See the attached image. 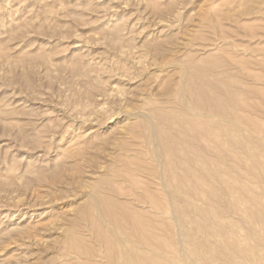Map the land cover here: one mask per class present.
I'll return each instance as SVG.
<instances>
[{"label":"rangeland","instance_id":"rangeland-1","mask_svg":"<svg viewBox=\"0 0 264 264\" xmlns=\"http://www.w3.org/2000/svg\"><path fill=\"white\" fill-rule=\"evenodd\" d=\"M204 80L224 84V92L209 93V104L226 101L250 122L232 130L228 119L216 121L227 127L222 155L209 167L205 191L184 196L188 204L172 201L160 211L132 205L126 197L148 192L149 175L136 174L137 165L157 164L143 141L148 123L160 132L174 119L178 128L177 92ZM214 118L206 125L219 129ZM263 175L264 0H0V264H85L91 248L98 254L92 264H108L96 229L113 237L138 218L173 253L180 250L183 262L264 264ZM157 183L152 193L160 190L155 198L163 205ZM96 192L102 204L126 202V221L110 220L104 204L96 208ZM70 243L82 246L79 253ZM175 254L158 260L188 263Z\"/></svg>","mask_w":264,"mask_h":264},{"label":"bare ground","instance_id":"bare-ground-1","mask_svg":"<svg viewBox=\"0 0 264 264\" xmlns=\"http://www.w3.org/2000/svg\"><path fill=\"white\" fill-rule=\"evenodd\" d=\"M214 64V63H213ZM196 67V66H195ZM198 67V65H197ZM200 67H203V66H200ZM182 69V72H183V77L186 76V74L189 75V68H186V67H181ZM196 69V68H195ZM200 70V69H199ZM203 70V68H202ZM208 70V69H207ZM229 70V69H228ZM163 71V70H162ZM192 72V71H191ZM200 72V71H199ZM206 73V72H205ZM194 74V73H193ZM194 76V75H193ZM198 76V75H197ZM200 76V75H199ZM202 77V75H201ZM187 78V76H186ZM195 78V77H194ZM188 79V78H187ZM199 79V77H198ZM194 81V80H193ZM198 81V80H196ZM187 82V81H186ZM186 82L184 84H186ZM208 82V81H207ZM209 83V82H208ZM207 83V84H208ZM214 83V82H213ZM213 87H209L206 85V81H202L200 83H190L188 82L189 85H184L182 84L179 92H177V96H179V102L177 103V110H179L181 112V115L179 117V122L177 123L178 125V128L177 126L175 127V124L171 123V120L174 121V119H170V121L168 122L169 124H165L167 125L168 129L165 128L166 126H164V128H160V132L157 128V126H155L154 124H152V121L151 120L147 125V128L148 130H151V132L148 133L149 136H145L143 141L145 144L146 147V151L147 153L150 155V159H152V161H155L157 164L155 165L153 162H150L148 163V161H146V163H142L143 166H139L135 163V166L137 165L138 167L135 169V171H141L142 174L144 175H149L147 176L148 178V181H146V185L143 186L141 184V188L143 186V189L146 187V193H142L144 192L143 191H138L142 196H137V193H136V196L133 195V196H130V197H126V200H130L132 201L131 204L132 205H135V206H138L139 208H142L143 205L145 204H150L151 208H156L157 210H167L169 208V206L173 205L172 204V201L173 203L175 202H183L182 204H188V198L189 196H194L195 194L196 195H200L202 194V189H204V187L206 186L205 184L209 185L206 181V177L208 176V172H209V167L212 166L211 164L212 163H216L219 158L221 157L222 153L220 151L222 150H218L219 149V146L220 148L221 147V144H222V132H223V128H227V127H223V126H220L218 122H216L217 120L219 121L221 118L222 119H228V121L232 124V130H236L235 127L238 125V126H241V128H246V123L251 119H249V116L248 114H246V117H240L239 115H236V113L232 110H230V107L228 108L227 104H226V101H223V100H217L215 102H213L214 104L211 105L209 104V99H208V96H209V93L212 94V93H216L217 91L218 92H224V84H222L221 82H215ZM210 85V84H209ZM225 87H227L225 85ZM229 87V86H228ZM212 88V89H211ZM228 90V89H227ZM230 91V90H228ZM223 94V93H222ZM194 95V99L191 98V96ZM225 95V94H224ZM228 95V94H226ZM215 96V95H214ZM234 96V95H232ZM237 96V95H236ZM213 97V96H212ZM211 97V98H212ZM216 97V96H215ZM227 97V96H226ZM225 97V98H226ZM210 98V97H209ZM223 98V96H222ZM225 98H223L225 100ZM229 98V97H228ZM150 99V98H149ZM232 99V98H231ZM230 99V100H231ZM235 99V97H234ZM228 100V99H227ZM229 100V101H230ZM238 100V98H237ZM164 102V101H163ZM170 102V100H169ZM209 102V103H208ZM228 102V101H227ZM237 102V101H236ZM245 102V101H244ZM249 102V101H248ZM167 103V102H166ZM233 102H231L232 104ZM241 103V102H240ZM154 104V103H153ZM160 104V103H159ZM163 104V103H162ZM169 104V103H168ZM171 104V103H170ZM238 104V103H237ZM242 104V103H241ZM245 104V103H244ZM248 104V103H247ZM234 105V104H233ZM240 105V104H239ZM257 105V104H255ZM172 107V105H170ZM242 106V105H241ZM247 105H243V107H246ZM258 106V105H257ZM170 107V109H171ZM176 107V106H175ZM240 107V106H239ZM242 107V108H243ZM248 107V106H247ZM246 107V108H247ZM158 108V107H157ZM160 108V107H159ZM169 108V107H167ZM241 108V107H240ZM145 109V108H144ZM166 109V108H165ZM245 109V108H244ZM251 109V108H250ZM169 111V109H167ZM254 110V108L252 109ZM167 111V112H168ZM173 111V110H170V112ZM245 111V110H244ZM169 112V114H170ZM175 112V111H174ZM246 112V111H245ZM160 114H161V111H160ZM159 114V110H158V115L157 116H160L162 117V115ZM162 114H165V112L163 111ZM242 114V112H241ZM165 115H163L164 117ZM171 116V115H170ZM177 116V115H176ZM185 116H189L190 117V120L191 122H189L190 120H188L187 118L184 119L185 121H183V117L185 118ZM216 117V119L214 120L215 125L217 127H219V129H210L212 127V124L210 128H208V126L206 125L208 123V117ZM168 117V116H167ZM165 117V118H167ZM188 117V118H189ZM159 118V117H158ZM163 118V119H165ZM152 119V118H151ZM158 120H161L158 119ZM167 120V119H166ZM187 121V122H186ZM193 121H195L196 123H192ZM213 121V122H214ZM222 121V120H221ZM175 122V121H174ZM212 122V123H213ZM164 123V122H163ZM190 123L191 126H190ZM256 123V122H255ZM188 125L186 128L183 129L184 125ZM214 124H213V127H214ZM258 124V123H257ZM256 124V125H257ZM261 124V123H260ZM195 125V126H194ZM252 125H253V122H252ZM251 126V125H249ZM248 126V127H249ZM129 127V126H128ZM247 127V128H248ZM230 128V129H231ZM236 128H240V127H236ZM257 128V127H256ZM259 128L260 125H259ZM146 129V128H144ZM229 129V128H228ZM250 129V128H249ZM227 130V129H224V131ZM251 130V129H250ZM253 130V129H252ZM128 131V130H127ZM242 131V130H241ZM248 131V130H247ZM261 131V130H260ZM138 132V131H137ZM227 131H225L226 133ZM250 132V131H249ZM246 133V132H245ZM256 133V132H255ZM254 133V134H255ZM222 134V135H221ZM252 134V133H251ZM257 134V133H256ZM127 135V134H125ZM133 135V134H132ZM237 135V134H236ZM230 136H232L230 134ZM235 136V135H234ZM137 137V136H136ZM225 137V136H224ZM140 138V137H139ZM227 138V137H226ZM234 138V137H232ZM250 138V137H249ZM225 139V138H224ZM235 139V142H236V137L234 138ZM251 139V138H250ZM227 140V139H226ZM230 140V137L229 139ZM227 140V141H228ZM238 143H240L239 140H237ZM250 141V140H249ZM124 142H126L124 140ZM135 142V141H134ZM148 142V143H147ZM245 142V141H244ZM122 143V142H121ZM132 143V142H131ZM151 143V144H149ZM232 143V142H230ZM234 143V142H233ZM248 143V142H247ZM260 143V142H259ZM118 144V143H117ZM123 144V143H122ZM127 144V143H126ZM137 144H138V141H137ZM244 144V143H243ZM254 144V143H253ZM129 145V144H127ZM133 145V144H132ZM148 145V146H147ZM236 145V143H235ZM144 146V147H145ZM149 146L151 149H149ZM156 146V147H155ZM247 146V145H246ZM226 147V146H224ZM230 148V145L228 146ZM234 148V147H233ZM136 149V148H135ZM150 151H149V150ZM232 150V148H230ZM235 149V148H234ZM127 150V149H126ZM132 149L129 150V152L131 151ZM228 151V149H227ZM235 151V150H232V152ZM250 151V149H249ZM127 152V151H126ZM140 153V152H139ZM146 153V154H147ZM224 153H226V151H224ZM229 153V152H227ZM226 153V154H227ZM235 153V152H234ZM232 154L229 155V157H234L236 156V153L235 154ZM145 154V155H146ZM230 154H231V151H230ZM143 155V154H141ZM130 156V155H129ZM212 156V157H211ZM228 156V155H227ZM122 157V156H121ZM145 157V156H144ZM118 158V157H117ZM127 158V157H126ZM136 158V157H135ZM135 158L132 159L135 160ZM128 159V158H127ZM216 159V160H215ZM151 161V160H150ZM120 162V161H119ZM132 162V161H131ZM145 162V161H144ZM134 164V163H133ZM217 165V164H216ZM116 166V165H115ZM120 166V165H119ZM121 167V166H120ZM225 167V166H224ZM134 168V167H133ZM226 168V167H225ZM113 169V168H112ZM116 170V168H115ZM117 171V170H116ZM124 171V170H123ZM134 170H131L128 172H132ZM137 171H136V174H137ZM118 172V171H117ZM140 172V173H141ZM120 173V172H119ZM122 173V172H121ZM124 173V172H123ZM134 173V172H133ZM210 173V172H209ZM135 174V175H136ZM245 174V173H244ZM128 175V174H126ZM134 175V174H133ZM214 175H216V173L214 172ZM117 175H115L116 177ZM120 176V174H119ZM249 176V175H248ZM264 176V175H263ZM114 177V176H113ZM129 177V175L127 176V178ZM142 177V176H141ZM124 178V177H123ZM134 178V177H132ZM213 178V177H211ZM125 179V178H124ZM140 179V178H139ZM131 180V175H130V179L129 181ZM138 180V179H136ZM135 180V183L132 182L133 180H131V183H134L133 185H135L137 188L140 187V184H136V183H141V182H137ZM158 180L161 181V185H162V188L164 189V192H162V194H165L166 197H165V204H164V201H163V205L161 202H158L159 200L155 198V195L157 196V193L159 194V196H161V192L159 190V192L157 193H152V189L155 188L156 186H158L157 182ZM218 180V179H217ZM260 180V179H259ZM264 180V179H263ZM127 181V180H126ZM139 181V180H138ZM219 181V180H218ZM215 182V181H214ZM98 183V182H97ZM116 183V182H115ZM129 183V182H128ZM264 183V181H263ZM113 184V183H111ZM117 184V183H116ZM115 185V184H114ZM119 185V184H118ZM212 185V184H211ZM128 186V185H127ZM130 186V185H129ZM255 186V185H254ZM159 187V186H158ZM208 187V186H206ZM212 187V186H211ZM99 188V187H98ZM103 188V187H102ZM107 188V187H106ZM113 188V186H112ZM213 188V187H212ZM264 188V187H263ZM139 189V188H138ZM156 189V188H155ZM97 190V189H95ZM134 190V189H133ZM142 190V189H140ZM252 190V189H251ZM112 191V190H111ZM205 191V189H204ZM93 192V191H91ZM202 192V193H201ZM209 192V191H208ZM115 193V192H114ZM132 193V192H131ZM214 193V192H213ZM220 193V192H219ZM251 193V192H250ZM95 194V193H94ZM97 194V192H96ZM100 194V193H99ZM143 194H144V197L145 199L143 198ZM185 194V195H183ZM104 195V194H103ZM131 195V194H129ZM188 195V196H187ZM257 195V194H256ZM94 196V205L96 208H100L102 209V202L97 198L98 197V194L97 196L95 197V195H92ZM184 196H187L188 198H185ZM242 196V195H241ZM112 197V196H111ZM113 197H115L113 195ZM169 197H171V199L173 198V200H171ZM196 197V196H195ZM108 198V197H107ZM177 198V201H175ZM192 198V197H190ZM259 198V197H257ZM108 199H112L109 198ZM117 199V197H116ZM162 199V198H161ZM117 200H120V199H117ZM106 201V200H105ZM109 201V200H108ZM113 201V199H112ZM110 201V202H112ZM121 201V200H120ZM233 201V200H232ZM110 202H107V204H104V210L106 211V213H109L108 214V217L110 218V220L112 221H115V222H121V219L123 217V219L126 221V216L127 214H125V208L124 206H126V202L124 204V202H120L118 201V203L120 205H122L121 207L124 208V210L120 207L119 205V208L122 209L124 211V214H122L121 216L114 211L115 209V206L118 204V203H115V202H112L114 203V205H112V203ZM129 202V201H128ZM127 202V203H128ZM243 202V201H242ZM241 202V203H242ZM106 203V202H105ZM89 204V203H88ZM130 204V205H131ZM131 205V206H132ZM179 205V204H178ZM130 207V206H129ZM133 207V206H132ZM134 208H137V207H134ZM138 208V210H139ZM159 208V209H158ZM86 209V208H85ZM128 210H126L127 212H129V208H127ZM132 209V208H131ZM176 209V208H175ZM235 209V208H234ZM84 210V209H83ZM134 210V209H133ZM141 210V209H140ZM246 210V208H245ZM249 210V209H248ZM255 210V209H254ZM103 211V212H105ZM117 211V210H116ZM131 211V210H130ZM143 211V210H142ZM170 211V209H169ZM247 211V210H246ZM251 211V210H249ZM102 212V213H103ZM136 210L133 212L135 213ZM172 212V211H171ZM215 212V211H214ZM244 212V211H243ZM130 213V212H129ZM132 213V211H131ZM137 213V212H136ZM163 213H166V212H163ZM86 214V213H85ZM83 214V215H85ZM92 214V213H91ZM104 214V213H103ZM253 214V213H252ZM251 214V215H252ZM82 215V217H83ZM158 215V214H157ZM215 215V214H214ZM254 215V214H253ZM258 215V214H257ZM81 216V215H80ZM87 216V215H86ZM130 216H132L130 214ZM134 216H138V214H134ZM133 216V217H134ZM141 216V215H140ZM144 216V215H143ZM85 217V216H84ZM83 219H87L84 218ZM78 218V217H77ZM89 218V217H88ZM91 218V217H90ZM131 218V217H129ZM146 218V217H145ZM250 218V217H249ZM248 218V219H249ZM256 218V217H255ZM96 219V218H95ZM120 219V220H119ZM133 219V218H132ZM254 219V218H253ZM82 220V219H81ZM107 220V219H106ZM150 220V219H149ZM168 220V219H167ZM262 220V218H261ZM78 221V220H77ZM86 221V220H84ZM92 221V220H91ZM215 221V220H214ZM250 221V220H249ZM264 221V219H263ZM261 221V223L263 222ZM83 222V221H82ZM154 222V221H152ZM76 223V222H75ZM78 223V222H77ZM122 223V222H121ZM146 224H143L140 222L139 218L137 220H135V222L133 221V226L131 227L130 229V232H126V228H125V224L122 225L119 229V232H116V234L112 237V236H107L103 231L99 230V229H96V233H95V238L100 242H103L105 245H103L104 247L106 246V258H105V261H107L108 264H165V260L163 258V261L160 263L159 260H158V257L161 259L162 258V255H164L166 253L167 254H170L172 253L174 256L175 253V257L176 255H178L179 259L176 260V261H182L184 259H180V256L183 257L181 254L179 255L180 250H178L177 252L175 251V253H173V251L170 249L172 247V245L164 238L162 239V237L158 235V233H156L157 231H155L153 228H148L149 225H147L149 222H148V219H147V222H145ZM158 223V222H157ZM168 223V222H167ZM249 223V222H248ZM251 223V222H250ZM256 223V222H255ZM81 224V223H80ZM175 224V223H174ZM78 225V224H77ZM117 225V224H116ZM76 226V224H75ZM81 226H85L84 224ZM88 226V225H87ZM92 226V225H91ZM129 226V225H128ZM131 226V225H130ZM77 227V226H76ZM152 227V226H151ZM204 227V226H203ZM253 226H251L252 228ZM81 228V227H80ZM79 228V229H80ZM168 228V227H167ZM159 229V228H158ZM198 229V228H197ZM84 230V229H83ZM169 230V229H168ZM253 230V228L251 229V231ZM256 230V229H255ZM77 231H80L81 230H77ZM170 231V230H169ZM257 232V231H255ZM67 233V232H66ZM94 233V232H93ZM252 233V232H250ZM259 233V232H258ZM84 234V233H83ZM121 234V235H120ZM123 234V235H122ZM183 234V233H182ZM186 234V232H185ZM202 234V233H201ZM256 234V233H255ZM174 235V233H173ZM184 235V234H183ZM253 235V233H252ZM251 235V236H252ZM260 235V233H259ZM86 236V235H85ZM168 236V234H167ZM169 236H172V235H169ZM169 236L167 237V239H169ZM182 235L180 234V237ZM183 237H188L187 235L183 236ZM260 238V237H259ZM187 239V238H186ZM185 239V240H186ZM189 239V238H188ZM173 240V239H172ZM179 240V238H178ZM182 240V239H181ZM179 240V241H181ZM264 240V239H263ZM178 241V242H179ZM184 241V240H183ZM188 242V241H187ZM264 241H262L263 243ZM72 243V241H71ZM68 244V249L70 252H73V253H77L76 250L80 249V248H75L72 244ZM180 243V242H179ZM178 243V244H179ZM185 243V242H184ZM189 243V242H188ZM191 243V242H190ZM194 244H196L195 242H193ZM201 243V242H200ZM181 244V243H180ZM186 244V243H185ZM174 245V244H173ZM184 245V244H182ZM198 245H199V242H198ZM197 245V246H198ZM201 245V244H200ZM199 245V246H200ZM76 246V244H75ZM79 246V245H78ZM77 246V247H78ZM91 246V245H90ZM95 247V246H94ZM93 247V248H94ZM103 247V248H104ZM195 247V246H194ZM193 247V251H192V256L196 255L198 252H197V249H194ZM202 247V246H201ZM89 248V247H88ZM189 248V247H188ZM142 249H147L148 250V253L146 254L144 251H141ZM176 250V249H175ZM203 250V249H202ZM80 250H78V253H79ZM186 251V250H185ZM190 251V252H191ZM195 252H197L196 254H193ZM210 251V250H209ZM232 251V250H231ZM96 250L95 249H88L87 251V256L85 258H88L90 259V261H86L87 259H85V264H89L91 263L92 264V261L91 259L92 256H96L98 254H96ZM183 253V251H182ZM188 253V251H186V254ZM80 254H83V253H80ZM85 254V253H84ZM234 254V253H233ZM166 255H164V257H166ZM183 255H185L183 253ZM190 256V254H187ZM229 255V254H228ZM204 256H205V253H204ZM238 256V255H237ZM80 257V256H79ZM91 257V258H90ZM97 257V256H96ZM174 257V259H175ZM187 257V256H186ZM196 258L198 256H195ZM194 257V258H195ZM258 257V256H257ZM262 257V256H261ZM171 258V257H170ZM173 258V257H172ZM204 258V257H202ZM206 258V257H205ZM83 259V260H84ZM168 259V258H166ZM189 259V258H187ZM186 259V260H187ZM171 260V259H170ZM192 260V259H191ZM190 260V261H191ZM199 260H200V254H199ZM206 260V259H205ZM82 261V260H81ZM167 261V260H166ZM179 261V262H180ZM200 260L199 261V264H201L202 261ZM89 262V263H88ZM168 262V261H167ZM184 262H188V261H184ZM183 261L181 263H184ZM192 262V261H191ZM194 262V261H193ZM196 262V263H195ZM194 264H198L197 261H195ZM208 262V261H207ZM206 263V261H205ZM94 264V263H93ZM167 264H170L167 263ZM187 264H190V262H188ZM209 264V263H208ZM227 264V263H226Z\"/></svg>","mask_w":264,"mask_h":264}]
</instances>
